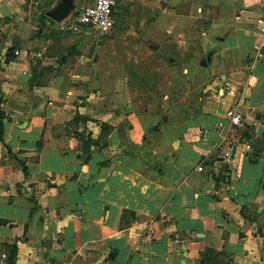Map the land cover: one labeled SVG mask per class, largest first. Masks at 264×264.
<instances>
[{
	"label": "crops",
	"instance_id": "obj_1",
	"mask_svg": "<svg viewBox=\"0 0 264 264\" xmlns=\"http://www.w3.org/2000/svg\"><path fill=\"white\" fill-rule=\"evenodd\" d=\"M60 1L0 0V264H264V0H116L109 34Z\"/></svg>",
	"mask_w": 264,
	"mask_h": 264
},
{
	"label": "built area",
	"instance_id": "obj_2",
	"mask_svg": "<svg viewBox=\"0 0 264 264\" xmlns=\"http://www.w3.org/2000/svg\"><path fill=\"white\" fill-rule=\"evenodd\" d=\"M116 0H91V3L81 8L74 9L70 15L63 21L56 23L58 30L67 32H78L84 27H89L103 34H109L115 27V6ZM261 26L264 40V15L261 18ZM264 46H257L262 55ZM18 53V52H16ZM232 125L239 126L244 119L243 113L236 109H230L227 112ZM236 152V146L233 142H228L223 149V160L229 161Z\"/></svg>",
	"mask_w": 264,
	"mask_h": 264
},
{
	"label": "rangeland",
	"instance_id": "obj_3",
	"mask_svg": "<svg viewBox=\"0 0 264 264\" xmlns=\"http://www.w3.org/2000/svg\"><path fill=\"white\" fill-rule=\"evenodd\" d=\"M90 1L91 0H85V2L81 3L80 7L88 5ZM80 7H77V8H80ZM155 40H157V34L155 35ZM140 52L150 57H152V54L155 53L154 50H149V49L146 52H143V51H140ZM155 58L151 59V62L147 63V66H148L147 74L129 75L128 85L130 89V92H129L130 97L132 98L134 102L135 109L144 110L146 108L150 112L157 113V106H156L157 103L155 104V102L157 101V99L162 98L163 95L166 93L165 90H158L157 86L159 85V83L164 84L166 81L163 79V77H158L159 81H157V74L156 75L153 74L154 67L155 65H157V60L156 61L154 60ZM165 77L167 78V76ZM185 79L186 77L178 75L177 84H181L182 86V84L185 83ZM192 79L194 80V84H200L202 83V80L207 79V77L203 74H196L195 76H192ZM177 91H180V90L179 89L173 90V92L169 93L170 98L173 96L174 92H175L174 94L176 95ZM194 98H195V95H194Z\"/></svg>",
	"mask_w": 264,
	"mask_h": 264
},
{
	"label": "water",
	"instance_id": "obj_4",
	"mask_svg": "<svg viewBox=\"0 0 264 264\" xmlns=\"http://www.w3.org/2000/svg\"><path fill=\"white\" fill-rule=\"evenodd\" d=\"M75 9L74 0H61L53 9L47 12V16L56 22H61L67 18ZM210 59V56L208 57ZM206 65L207 62H204Z\"/></svg>",
	"mask_w": 264,
	"mask_h": 264
}]
</instances>
